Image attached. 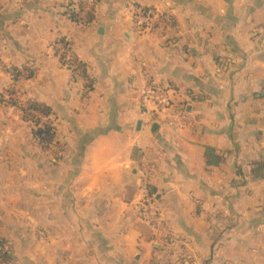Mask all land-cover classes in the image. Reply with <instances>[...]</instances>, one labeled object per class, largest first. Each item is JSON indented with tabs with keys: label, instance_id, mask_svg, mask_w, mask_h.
<instances>
[{
	"label": "crops",
	"instance_id": "crops-1",
	"mask_svg": "<svg viewBox=\"0 0 264 264\" xmlns=\"http://www.w3.org/2000/svg\"><path fill=\"white\" fill-rule=\"evenodd\" d=\"M31 101L51 109L47 149ZM3 175L28 221L0 225L24 233L6 240L26 249L15 264H264V0H0Z\"/></svg>",
	"mask_w": 264,
	"mask_h": 264
},
{
	"label": "built area",
	"instance_id": "built-area-1",
	"mask_svg": "<svg viewBox=\"0 0 264 264\" xmlns=\"http://www.w3.org/2000/svg\"><path fill=\"white\" fill-rule=\"evenodd\" d=\"M156 15L157 14L155 12H151L149 10H146L145 8H137L134 11V18L139 30L142 31L144 30V28L147 29L154 27V20L157 17ZM57 47L59 51L58 57L60 58L61 65L70 72H73L75 77L81 78L83 71L79 65V60L74 53L71 45L60 42ZM142 99L145 105L150 104L154 106L157 111L166 112L170 107V99L168 97V94L158 87L149 86L145 88L142 93ZM33 114L41 118L38 113ZM143 188L144 196L141 204L142 214L149 222L157 226L158 217L154 209L155 199L154 195L148 190V173L145 174V177L143 179Z\"/></svg>",
	"mask_w": 264,
	"mask_h": 264
},
{
	"label": "rangeland",
	"instance_id": "rangeland-1",
	"mask_svg": "<svg viewBox=\"0 0 264 264\" xmlns=\"http://www.w3.org/2000/svg\"><path fill=\"white\" fill-rule=\"evenodd\" d=\"M137 8L133 9V16H134V11ZM151 28H148V30H150ZM145 30V28H144ZM142 30V31H144ZM60 42L55 43L52 48H54L55 50H58L57 45H59ZM59 61L60 58L58 57ZM71 74L73 75V77H75L74 73L71 72ZM77 78V77H76ZM80 78V77H79ZM25 108V107H24ZM1 173H4V171L1 170ZM23 184L22 183H18L17 181H12L10 180V177L7 175H3L1 176L0 179V225L4 224L5 226H19L20 224H26L28 223L27 221V215L24 212L23 214L19 215L18 213V209H17V203L19 202V199H13L11 200V197L9 196V193H14L16 192L18 189H22ZM21 201V199H20ZM26 201L22 200L21 201V206L22 204L25 206ZM144 216V215H143ZM150 225L154 226L155 228L159 227V222L157 223V226H155L154 224L150 223ZM1 229V227H0ZM2 233V231H1ZM3 234H5V237H1L4 240H7V238H12V237H19V236H24L23 232H16V231H6V233H4V229H3ZM24 238V237H23ZM6 250L11 251L12 253V257H15V254H19L20 258H22L21 256H25L26 254V249L25 247H19V248H13L11 245H9V247L6 248ZM17 262V261H16ZM19 262V261H18ZM15 264V260L14 263ZM20 264V263H19ZM23 264V263H21ZM170 264V263H167ZM185 264V263H183Z\"/></svg>",
	"mask_w": 264,
	"mask_h": 264
},
{
	"label": "trees",
	"instance_id": "trees-1",
	"mask_svg": "<svg viewBox=\"0 0 264 264\" xmlns=\"http://www.w3.org/2000/svg\"><path fill=\"white\" fill-rule=\"evenodd\" d=\"M80 67L82 65L79 63ZM27 108H23L22 112L24 118L31 122L34 127V139L37 145L42 149L49 148L52 145L55 137V130L52 124H43L40 118L33 113H38L39 115L48 118L51 115V109L39 102L31 101L28 102ZM9 247L8 241L0 238V264H13L14 257H12V253L6 248Z\"/></svg>",
	"mask_w": 264,
	"mask_h": 264
}]
</instances>
